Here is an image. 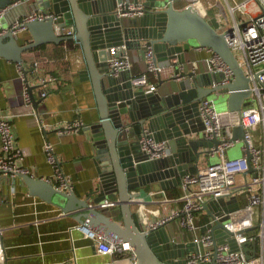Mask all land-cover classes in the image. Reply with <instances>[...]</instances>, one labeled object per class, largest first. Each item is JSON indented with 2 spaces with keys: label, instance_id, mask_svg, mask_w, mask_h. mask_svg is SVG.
<instances>
[{
  "label": "water",
  "instance_id": "water-1",
  "mask_svg": "<svg viewBox=\"0 0 264 264\" xmlns=\"http://www.w3.org/2000/svg\"><path fill=\"white\" fill-rule=\"evenodd\" d=\"M122 1L30 0L29 10L50 14L45 20L26 23L30 40L21 43L20 35L11 31L0 34V58L21 66L17 78L21 83L20 91L24 103L26 92L34 106L41 99H37L36 87L27 79L22 66L23 53L47 43L78 41L85 60L79 76L92 81L99 109V121L85 128L93 135L96 148L93 161L98 172V180L86 197L79 198L74 191H60L49 180L31 173H20L17 177L30 195L73 216L82 230L93 229L113 241L128 244L135 257L133 264H186V254L197 251L196 243L172 239L166 228L170 221L156 229H144L135 220L130 200L144 198L142 192L147 194V186L158 194L154 197H162L167 189L178 186V178L189 171L201 153L219 144L217 138L207 141L201 134L204 125L198 106L203 98L216 93L217 97L225 99L226 108L221 110L223 132L246 145L238 115L251 105L249 79L229 47L225 34L218 32L213 23L192 5L177 8L176 3L180 0L171 3L169 0H133L142 1L150 10L138 19L125 20L116 15L117 4ZM10 2L0 0V7ZM70 26L75 29L73 36L55 31V27ZM144 42L152 45L155 63L176 59L175 70L177 65L186 62L185 52L194 47L208 48L227 64L234 79L222 83V72L183 71L177 80V91L160 93L156 89L146 92L133 84L130 71L114 75L107 62L110 48L124 46L127 51L141 50ZM158 79L157 88L164 82L160 72ZM226 126H232V131ZM145 127L157 141H172L175 145L173 153L149 159L139 141ZM249 159L247 152V173L252 170ZM13 181L15 185L16 178ZM115 196L118 202L115 210L98 207L104 200ZM245 198V195L241 196L243 204H246ZM215 201L224 205L227 212L239 208L236 197L229 201L219 198L209 204ZM204 209L209 210L207 204ZM116 214L121 215L120 221L114 219ZM226 218L213 226V232L219 242H228L231 249L236 250L234 239H225L221 233L222 221ZM250 244L255 247V243Z\"/></svg>",
  "mask_w": 264,
  "mask_h": 264
},
{
  "label": "built area",
  "instance_id": "built-area-1",
  "mask_svg": "<svg viewBox=\"0 0 264 264\" xmlns=\"http://www.w3.org/2000/svg\"><path fill=\"white\" fill-rule=\"evenodd\" d=\"M172 1L169 0L168 3ZM25 2L26 0H11L9 4L0 7V21L5 20L7 23L6 27L0 23V34L11 31L12 34L19 35L26 31V23L50 17V14L42 11L24 12L22 6ZM189 5L196 8L205 19L217 24L216 30L225 34L229 47L249 79L251 105L243 108L238 115L246 145L241 148L242 156L230 158L226 155V151L240 143V139H233L223 132V113L216 110L213 99L203 98L198 106L204 125L201 134L207 141L217 138L219 144L201 153L194 162V170L181 177L182 193L179 197H162L167 202L180 201L182 205L171 210L162 219L150 222L148 229H156L167 221L179 220L180 226L191 233L189 241L197 245V251L191 250L186 254V264H264V0H192ZM149 10L142 1H122L117 4L116 15L125 20H134L144 16ZM55 31L65 36L75 35L72 26L55 27ZM141 50L145 69L140 75L133 77V84L146 92L154 91L157 87L150 83L149 75L161 72L162 66L154 61L152 45L144 42ZM108 51L107 62L114 75L131 69V57L124 46L112 47ZM208 51L211 55L205 60L207 71L222 72V83L232 81L234 75L227 64L212 50ZM195 70L196 68L192 71L195 73ZM180 72L183 70L173 74V77L180 79ZM45 95L43 92L42 96ZM24 97L25 103L30 105L26 92ZM17 115L12 111L0 112V176L13 180L20 173L29 174L13 127V119ZM39 126L45 129L43 123ZM258 126L262 128V136L254 135ZM85 127V123L76 118L57 125L54 131L60 136H68ZM226 128L232 131V126ZM139 141L149 159L166 157L174 151L172 141H157L146 127L142 129ZM43 150L48 162L55 167L53 177L57 185L54 187L60 191H73L71 180L55 165L53 147L46 140ZM247 152L252 169L248 173ZM211 158H217V161L212 163ZM155 193L142 192V196H154ZM242 195L246 197V204L242 203ZM233 197L237 198L239 208L230 212L225 211L224 205L216 203L217 201L209 204L219 198L229 201ZM144 198L131 199L130 205L141 207L152 202L146 198L144 202ZM206 204L209 210L204 209ZM115 206H118L117 200H104L98 205L99 208ZM225 217L221 233L225 235V239H234L236 250H232L228 242H219L213 232V226ZM75 227L82 230L79 225ZM84 232L101 255L114 256L130 251L128 244L113 241L96 230ZM2 233L3 228L0 226V262L4 260ZM250 243H255V247Z\"/></svg>",
  "mask_w": 264,
  "mask_h": 264
},
{
  "label": "crops",
  "instance_id": "crops-1",
  "mask_svg": "<svg viewBox=\"0 0 264 264\" xmlns=\"http://www.w3.org/2000/svg\"><path fill=\"white\" fill-rule=\"evenodd\" d=\"M191 1L180 0L176 6L183 8ZM29 2L30 0H26L22 6L24 12L32 11L28 9ZM26 32L27 30L20 33V37L31 38ZM65 42L43 44L25 51L22 55L24 59L22 66L27 72L29 84L36 87L34 93L37 99H41L37 106L24 103L20 91L21 83L17 81L20 65L0 58V112L18 113L13 119V127L18 145L23 150L24 166L29 173L57 185L53 177L54 164L48 162L43 150L46 140L53 147L55 165L71 180L77 196L84 198L98 180V172L93 161L96 157L93 135L85 127L73 135L60 136L56 134L54 128L76 118L81 119L88 127L99 121V109L92 81L81 79L79 76V71L85 67L80 44L74 40L73 46L69 48ZM128 54L131 57L130 74L132 77L140 75L145 69L142 50H128ZM184 55L186 62L177 65L176 70L174 68L176 59L159 63L162 66L160 74L164 82L157 88L158 92L177 91L179 81L173 74L180 70L191 72L196 68L195 73L208 72L205 64V60L211 55L208 49L194 47ZM149 81L158 86V74L151 73ZM43 92L46 93L45 96H42ZM216 95L215 93L208 98L214 100ZM40 123L45 125V129L39 126ZM230 149L226 151V155L231 158ZM194 168L193 164L189 171ZM178 180V186L163 193L166 198L181 195V177ZM13 183V179L0 176V226L3 228L1 240L4 248V260L0 264L135 262L131 251L114 256L99 254L91 239L85 236V232L75 227L79 224L73 216L62 213L57 206L37 196L30 195L18 177L15 185ZM146 189L147 193L151 191L148 186ZM154 196H145L152 201L147 205L131 206L136 222L144 229H148L150 222L162 219L171 210L182 205L180 201L167 202L163 196L160 198ZM109 200L115 201L116 196ZM159 202L161 203L156 204ZM117 207H110V210ZM114 219L120 221L121 215L116 214ZM166 228L172 239L179 242L190 240V233L185 227L180 226L179 220H171Z\"/></svg>",
  "mask_w": 264,
  "mask_h": 264
},
{
  "label": "rangeland",
  "instance_id": "rangeland-1",
  "mask_svg": "<svg viewBox=\"0 0 264 264\" xmlns=\"http://www.w3.org/2000/svg\"><path fill=\"white\" fill-rule=\"evenodd\" d=\"M166 3H167V1H166ZM0 23L2 24L3 27H6L7 26V23L5 22V20H1ZM213 25H214V27L217 26L216 23L215 24L213 23ZM218 26H219V24H218ZM214 100H215L214 102H215L216 110L220 114H222V111L226 108L225 99L222 98V97L214 96ZM254 135L255 136H262V128H261V126H258L257 127L256 131L254 132ZM257 145H259V144H257ZM242 146H243V143L242 142L238 143L235 146V148H232V149L229 150L230 155L232 157H235V156L236 157H239L238 155L241 154L240 156H242V151H241V147ZM210 160H211L212 163H214V162L217 161V158H211ZM189 236H191V233H190Z\"/></svg>",
  "mask_w": 264,
  "mask_h": 264
},
{
  "label": "trees",
  "instance_id": "trees-1",
  "mask_svg": "<svg viewBox=\"0 0 264 264\" xmlns=\"http://www.w3.org/2000/svg\"><path fill=\"white\" fill-rule=\"evenodd\" d=\"M30 40V38H25V37H20V42L21 43H25V42H28ZM66 44H67V47H72L73 46V44H72V41H67V42H65Z\"/></svg>",
  "mask_w": 264,
  "mask_h": 264
}]
</instances>
